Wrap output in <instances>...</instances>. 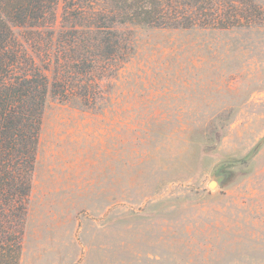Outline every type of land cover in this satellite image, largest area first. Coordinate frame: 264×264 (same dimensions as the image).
<instances>
[{"label": "rangeland", "instance_id": "1", "mask_svg": "<svg viewBox=\"0 0 264 264\" xmlns=\"http://www.w3.org/2000/svg\"><path fill=\"white\" fill-rule=\"evenodd\" d=\"M256 5L250 27L130 24L100 103L48 98L19 264H264Z\"/></svg>", "mask_w": 264, "mask_h": 264}, {"label": "trees", "instance_id": "2", "mask_svg": "<svg viewBox=\"0 0 264 264\" xmlns=\"http://www.w3.org/2000/svg\"><path fill=\"white\" fill-rule=\"evenodd\" d=\"M256 11V0H0V264L21 259L49 97L100 103L130 24L226 30L254 25Z\"/></svg>", "mask_w": 264, "mask_h": 264}, {"label": "water", "instance_id": "3", "mask_svg": "<svg viewBox=\"0 0 264 264\" xmlns=\"http://www.w3.org/2000/svg\"><path fill=\"white\" fill-rule=\"evenodd\" d=\"M224 163H221V164H219L214 170H213V172L211 173V174H213L221 165H223ZM212 183H214V182H211L210 183V186H212L211 184Z\"/></svg>", "mask_w": 264, "mask_h": 264}, {"label": "bare ground", "instance_id": "4", "mask_svg": "<svg viewBox=\"0 0 264 264\" xmlns=\"http://www.w3.org/2000/svg\"><path fill=\"white\" fill-rule=\"evenodd\" d=\"M64 132V131H63Z\"/></svg>", "mask_w": 264, "mask_h": 264}]
</instances>
